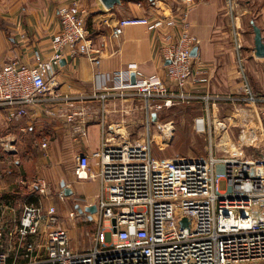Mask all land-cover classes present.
Masks as SVG:
<instances>
[{"label": "built area", "instance_id": "obj_1", "mask_svg": "<svg viewBox=\"0 0 264 264\" xmlns=\"http://www.w3.org/2000/svg\"><path fill=\"white\" fill-rule=\"evenodd\" d=\"M179 1L174 8H164L167 12L161 9L115 23V34L128 24L155 30L167 62L164 77L135 69L131 81L127 69L107 73L111 84L100 85L103 91L92 94L102 100L108 96L135 99L139 104H124L123 111L129 114L134 107L141 108L144 132L130 139L120 131L122 121L111 122L103 128L98 150L90 156H75V178L97 176L101 183L94 212L85 206L80 212L67 211L72 221L83 216L86 222H94L89 246H70L67 228L54 205L43 208L29 203L15 226H0V264H264V137L260 136H264V125L256 107L258 98L243 74L242 94L220 96L189 90L206 82L207 75L204 68L194 67L192 47L198 39L190 32L188 18L193 0ZM228 2L230 8L236 4ZM58 15L59 30L51 38L48 58L34 65L17 59L0 65V109L12 121L38 108L49 117L63 118L73 133L82 136L88 122L82 110L88 107L77 109L76 98L59 92L53 69L65 55H90L86 12L79 0H70L58 8ZM90 58L97 62L95 56ZM224 98L233 110L241 103L251 105L257 123L255 127L240 126L236 142H232L231 124L213 116L209 133L223 138L219 146L226 152L217 154L213 150L217 145L210 141L203 156L152 155L153 143L167 145L174 130L173 121H160L158 111L176 102L202 99L207 112L209 100ZM46 144L42 141L40 145ZM0 148L15 151L14 138L0 135ZM90 157L96 172L90 168ZM220 180L225 182L223 189ZM38 182L39 192L47 196L48 185ZM58 197L65 196L59 192ZM183 218L185 225L181 224Z\"/></svg>", "mask_w": 264, "mask_h": 264}, {"label": "crops", "instance_id": "obj_2", "mask_svg": "<svg viewBox=\"0 0 264 264\" xmlns=\"http://www.w3.org/2000/svg\"><path fill=\"white\" fill-rule=\"evenodd\" d=\"M69 1L0 0V65L8 59L34 65L37 60L48 58L52 53L51 38L59 30L58 8ZM234 1L236 4L230 8L228 0H193L188 18L190 32L198 39L192 47L196 54L194 67L206 70L207 81L189 90L198 94H242L243 74L250 91L258 98L256 107L264 125V56L255 55L253 30L254 25L259 28L264 43V0ZM79 3L86 12L87 36L92 46L90 55L83 53L74 58L65 55L53 70L59 81V92L76 98L77 109L85 105L89 108L82 110L88 118L86 131L82 136L75 134L71 124L63 118L49 117L38 108H31L28 114L12 121H7L4 110L0 109V135H11L15 147L13 152L0 148V207H9L12 212L14 205L22 204L17 217L7 219L9 223L4 228L15 226L24 205L29 203L43 208L54 205L58 211L54 198L60 200L59 192L65 196L59 202L77 193L82 195V200L96 198L100 185L92 196L84 195L79 186L101 184L100 180L97 176L76 179L73 174L75 156H90L98 150L107 124L122 121L126 129L129 124L138 126L140 122H136L135 117L141 113L142 122L144 115L143 110L139 108L137 112L136 107L129 114L123 111L124 104H139L133 98L108 96L102 100L92 96L94 92L103 91L99 90L100 85L111 84L105 77L107 73L127 69L131 71V78L133 70L139 69L145 75L164 77L166 60L161 54L157 32L143 24H128L115 34L114 26L121 18L152 15L164 8H174L181 1L116 0L109 6L102 0H79ZM236 41L240 43L239 48ZM90 56H95L97 62ZM220 101L228 106L224 120L238 125L239 129L240 126H257L251 105L241 103L233 110L229 100ZM215 113L213 110V116ZM239 129L236 134L232 131L231 136L235 137ZM42 141L47 143L45 147H41ZM94 163V158L90 157V168L96 172ZM39 180L48 185L49 194L50 184H59L60 188L53 195L45 196L39 192ZM70 184L76 187L71 188ZM66 187L70 188L67 194ZM4 193L9 194L8 198H4ZM90 204L93 201L76 202L73 207L80 212L81 206ZM58 213L63 221L64 214ZM67 231L69 244L73 246L69 229Z\"/></svg>", "mask_w": 264, "mask_h": 264}, {"label": "rangeland", "instance_id": "obj_3", "mask_svg": "<svg viewBox=\"0 0 264 264\" xmlns=\"http://www.w3.org/2000/svg\"><path fill=\"white\" fill-rule=\"evenodd\" d=\"M200 94H205V92ZM208 94L220 95V96L227 95L222 93L219 94L208 93ZM199 99H195V101H191L189 103L176 102L170 106L162 108L159 111L158 114L159 120L160 121L172 120L174 125V130H173L172 138L167 145L161 147L158 144L153 143V150H152L153 156H158V157L203 156L206 155L208 151L207 146L210 141H212L214 144L217 145V147H213L214 148L213 150L216 151L217 154L226 152L223 149H221L224 146H219L220 144H222L223 138L220 140V136L214 137V133L212 131L213 130L212 118L214 114L212 113L213 110H215L216 115L214 117L223 118L225 116V112L228 111L226 110L228 106L226 108L225 105L222 103V101H220L223 99L214 100V101L209 100V107H208V111L206 112L205 110H203V107L205 106V102L202 99L201 100ZM136 111L140 112L139 108H137ZM140 117H142L141 113L138 114L137 117H135L136 122H140L138 126L135 125L134 123L129 124V128L126 129L122 128L120 131L122 132L125 131L124 135L128 133V137L130 139L140 137V135L144 132L143 122H141ZM200 118H203L204 121L203 128L201 127L199 128L198 126L199 125L198 120ZM209 123L212 126L211 135L209 133V125H210ZM232 124L228 127L229 134L232 131H234V133L236 134L237 130L239 129V126L236 124L234 125ZM236 136L237 135H235V137L231 136L232 142H236ZM260 136L264 137L261 133ZM227 144L230 147L229 145L230 141H228ZM243 148L245 149L246 152L249 151L246 150L247 149L246 145H243ZM99 185L100 184H82L79 186V188L80 191L84 193V195L92 196L93 193L98 191ZM50 186H51L50 190L52 191V192L50 191V193L52 195L60 188L59 184H50ZM69 187L75 188L76 184H70ZM224 187H225L224 180H220L219 188L223 189ZM53 197H55V195ZM82 198H83L82 195H80L79 193L75 194V196H71L70 198H66V201L64 200V202H59L60 200L54 198V203L55 205H57L58 212L62 213V215L64 214L62 217L63 218L62 222L65 225V227L69 229V232L71 234V243L73 247H77L78 249L86 248L89 246L91 242V231L95 226L93 221L86 222L85 219L83 218L79 219V217L76 218L75 221H72L67 217V211L68 209H74L73 207L74 203L79 202L82 204L87 201H93L94 203L95 201V198L94 199L88 198V200H82ZM21 206H22L21 202H18V204L14 205L12 212H10L9 207L8 208L0 207V214L2 212V215H0V226L3 227L8 225L9 222L7 219L11 220L10 218L12 219L16 218L19 213L17 211L19 210L21 211ZM261 262H264V260H261Z\"/></svg>", "mask_w": 264, "mask_h": 264}, {"label": "water", "instance_id": "obj_4", "mask_svg": "<svg viewBox=\"0 0 264 264\" xmlns=\"http://www.w3.org/2000/svg\"><path fill=\"white\" fill-rule=\"evenodd\" d=\"M104 2L105 5L109 6L111 5L114 1L116 0H102ZM253 30H254V51H255V55L257 56H264V43L262 42L261 39V34H260V30L257 26H253ZM192 52L194 53V50H192ZM167 62V61H166ZM134 80V76L133 74H131V81ZM152 117L155 118V113L152 114ZM65 193H69L70 192V188H64ZM82 209L79 208V211H81ZM85 210L89 211V212H94L95 211V205L94 204H90L85 206ZM112 222L114 223V219H112ZM182 225L186 224V220L185 218L182 219L181 221Z\"/></svg>", "mask_w": 264, "mask_h": 264}, {"label": "bare ground", "instance_id": "obj_5", "mask_svg": "<svg viewBox=\"0 0 264 264\" xmlns=\"http://www.w3.org/2000/svg\"><path fill=\"white\" fill-rule=\"evenodd\" d=\"M198 123H199L198 126L202 127V126H201V125H202V118H200V119L198 120ZM200 127H199V128H200Z\"/></svg>", "mask_w": 264, "mask_h": 264}, {"label": "trees", "instance_id": "obj_6", "mask_svg": "<svg viewBox=\"0 0 264 264\" xmlns=\"http://www.w3.org/2000/svg\"><path fill=\"white\" fill-rule=\"evenodd\" d=\"M5 195H4V198L6 199V198H8V196H9V194L8 193H4Z\"/></svg>", "mask_w": 264, "mask_h": 264}]
</instances>
